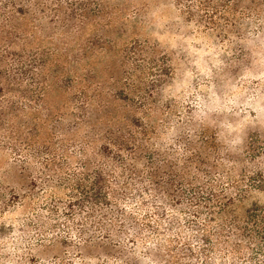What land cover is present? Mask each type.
<instances>
[{
  "label": "trees",
  "instance_id": "obj_1",
  "mask_svg": "<svg viewBox=\"0 0 264 264\" xmlns=\"http://www.w3.org/2000/svg\"><path fill=\"white\" fill-rule=\"evenodd\" d=\"M131 3L0 0V264H264L258 164L163 102Z\"/></svg>",
  "mask_w": 264,
  "mask_h": 264
},
{
  "label": "rangeland",
  "instance_id": "obj_2",
  "mask_svg": "<svg viewBox=\"0 0 264 264\" xmlns=\"http://www.w3.org/2000/svg\"><path fill=\"white\" fill-rule=\"evenodd\" d=\"M202 1L209 11L223 3ZM229 5L226 11L225 5L217 10L212 20L200 7L189 15L179 0H132L130 7L149 23L143 22L147 32L143 37L156 39L162 54L172 60V73L161 88L163 102L175 106L180 121H192L197 129L205 127L226 149L223 153L245 160L246 165L258 164L245 168L262 173L255 200L263 205L264 0ZM10 161L11 156L0 149V171L8 169ZM6 182H14L12 173ZM0 231L7 233L8 227ZM66 240L71 243L74 238ZM65 248L66 255L79 264L76 251ZM57 251L48 250L46 255Z\"/></svg>",
  "mask_w": 264,
  "mask_h": 264
}]
</instances>
